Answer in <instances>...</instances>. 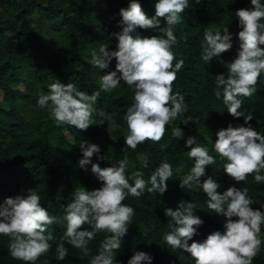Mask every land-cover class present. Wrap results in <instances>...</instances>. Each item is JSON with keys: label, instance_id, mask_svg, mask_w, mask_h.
<instances>
[{"label": "trees", "instance_id": "16d2710c", "mask_svg": "<svg viewBox=\"0 0 264 264\" xmlns=\"http://www.w3.org/2000/svg\"><path fill=\"white\" fill-rule=\"evenodd\" d=\"M140 3L148 15L154 12L153 0ZM127 4L128 0H0V201L31 187L41 194L42 205L59 218L47 229L52 233V247L37 264H88V257L81 258L79 249L60 239L65 227L60 205L70 200L71 193L81 184L91 189L101 183L90 170L78 165L83 139L100 145L104 156L99 160L101 166L117 164L127 155L126 173L140 168L145 178L163 159L173 167L164 193L146 188L139 197H125L123 202L131 204L135 212L117 250V259L124 264L135 250L150 252L154 257L152 264H169L173 260L175 264H193L184 250H173L163 239L170 230L163 209L175 207L181 199L192 200L194 211L204 220L199 235L193 239H202L213 229L221 228L225 219L222 214L210 213L202 189L179 186V179L190 169L194 158L188 157L184 138L172 136L171 129L180 126L185 136L196 135L197 143L207 144L210 153L217 155L212 148L215 131L229 121L244 122L242 116L228 113L213 89L215 74L226 71V62L235 57L238 48L235 9L248 6L249 0H190L181 13L183 19L173 26L177 37L173 50L185 63L173 81V91L183 93L187 110L166 125L159 141L146 140L135 149L124 144V112L131 103L132 89L123 82L111 92L101 90L95 106L108 115L102 118L94 112L93 123L87 129L56 124L48 110L36 103V97L47 91V84L55 79L73 82L89 93L99 88L98 73L114 68L116 60L113 57L108 69H98L89 63L91 50H98L102 43L110 49L116 47V37L111 33L121 27L117 23L119 9ZM163 23L161 18V26ZM227 23L234 34L232 47L205 63L200 56L203 29ZM138 30L142 35H163L153 29ZM241 107L252 114V126L264 132V75L258 78L256 91L242 98ZM184 118H189L187 124L181 122ZM92 159H97L95 153ZM223 163L217 155L214 164L205 166L208 174L221 181L220 191L237 183L223 172ZM238 184L248 187L254 207L264 202V181H255L250 173L246 181ZM108 234L101 231L90 241L93 253ZM260 235L261 248L252 264H264V227ZM61 242L69 251L63 260H57L56 245ZM8 243L9 237L0 234V264H27L10 256Z\"/></svg>", "mask_w": 264, "mask_h": 264}, {"label": "clouds", "instance_id": "9594fccd", "mask_svg": "<svg viewBox=\"0 0 264 264\" xmlns=\"http://www.w3.org/2000/svg\"><path fill=\"white\" fill-rule=\"evenodd\" d=\"M189 4L190 0H153L154 12L148 15L140 0H128L127 6L119 9L117 23L121 27L111 33L116 37V47L110 49L102 43L98 50H91L89 63L98 69H108L113 57L116 60L114 68L98 73L99 88L89 93L73 82L51 80L47 91L36 97L37 105L46 108L48 116L58 125L87 129L93 123L94 112L102 118L108 115L95 106L101 90L111 92L123 82L132 89L131 103L124 112L127 125L124 144L135 149L146 140L159 141L166 125L187 110L183 93L173 91V81L185 63L173 50L177 42L173 26L183 19L181 13ZM235 15L239 26L235 33L236 55L226 62V71L215 74L213 91L228 113L242 116L244 122L229 121L227 126L218 128L212 148L224 161L223 172L237 183H230L220 191L221 181L208 174L205 167L214 164L217 155L210 153L207 144L197 143L196 135L185 136L180 126L171 129L172 136L184 138L187 155L194 158L190 169L179 179V186L202 189L210 213L225 217L221 228L213 229L202 239H193L204 223L194 211L195 203L181 199L175 207L163 209L170 229L163 235L165 243L173 250H184L193 264H252L262 243L264 202L254 207L248 187L239 186L238 182L246 181L250 173L255 181H264V132L252 126V114L241 107L242 98L256 91L257 80L264 75V0H249L248 6L235 9ZM138 28L153 29L163 35H142ZM203 33L200 56L205 63L233 45L234 34L228 23L215 29L206 27ZM188 121L189 118L181 120L185 124ZM79 146L82 153L79 167L90 170L101 183L91 189L81 184L71 193L72 198L60 205L65 224L60 239L79 249L81 258L88 257V264H124L117 259V250L135 210L123 201L129 195L141 196L146 188L149 192L164 193L167 180L173 176L172 164L167 159L161 160L145 178L140 168L126 173L127 155L117 164L101 166L99 160L104 156L98 143L83 139ZM94 153L96 160L92 159ZM58 219L42 205L41 194L31 187L0 201V234L9 237L10 256L27 264H37L52 247V233L47 229ZM101 231L110 234L104 236L93 253L90 241ZM68 251L63 242L58 243L56 259L63 260ZM153 259L148 251L135 250L126 264H152Z\"/></svg>", "mask_w": 264, "mask_h": 264}]
</instances>
